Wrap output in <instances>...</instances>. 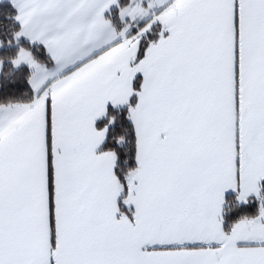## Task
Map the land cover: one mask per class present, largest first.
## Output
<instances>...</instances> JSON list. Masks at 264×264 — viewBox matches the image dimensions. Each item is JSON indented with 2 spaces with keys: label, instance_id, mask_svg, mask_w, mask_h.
Wrapping results in <instances>:
<instances>
[{
  "label": "snow or ice",
  "instance_id": "1",
  "mask_svg": "<svg viewBox=\"0 0 264 264\" xmlns=\"http://www.w3.org/2000/svg\"><path fill=\"white\" fill-rule=\"evenodd\" d=\"M0 264H264V0H7Z\"/></svg>",
  "mask_w": 264,
  "mask_h": 264
},
{
  "label": "trees",
  "instance_id": "2",
  "mask_svg": "<svg viewBox=\"0 0 264 264\" xmlns=\"http://www.w3.org/2000/svg\"><path fill=\"white\" fill-rule=\"evenodd\" d=\"M7 7V2H4V3H2V4H0V8H6ZM241 211H244V209H241ZM247 211H252V208L251 207H249L248 209H247Z\"/></svg>",
  "mask_w": 264,
  "mask_h": 264
},
{
  "label": "crops",
  "instance_id": "3",
  "mask_svg": "<svg viewBox=\"0 0 264 264\" xmlns=\"http://www.w3.org/2000/svg\"><path fill=\"white\" fill-rule=\"evenodd\" d=\"M4 2H7V0H3V3H4ZM0 4H1V3H0Z\"/></svg>",
  "mask_w": 264,
  "mask_h": 264
},
{
  "label": "rangeland",
  "instance_id": "4",
  "mask_svg": "<svg viewBox=\"0 0 264 264\" xmlns=\"http://www.w3.org/2000/svg\"><path fill=\"white\" fill-rule=\"evenodd\" d=\"M2 4V3H1Z\"/></svg>",
  "mask_w": 264,
  "mask_h": 264
}]
</instances>
